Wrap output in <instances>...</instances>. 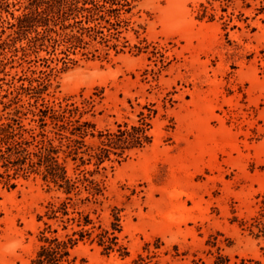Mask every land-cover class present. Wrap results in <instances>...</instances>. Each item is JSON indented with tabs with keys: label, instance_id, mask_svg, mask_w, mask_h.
Here are the masks:
<instances>
[{
	"label": "rangeland",
	"instance_id": "obj_1",
	"mask_svg": "<svg viewBox=\"0 0 264 264\" xmlns=\"http://www.w3.org/2000/svg\"><path fill=\"white\" fill-rule=\"evenodd\" d=\"M28 4L0 0V127L53 138L45 111L74 105L72 119L91 125L89 146L145 117L153 138L125 160L111 155L99 169L94 160L82 168L97 170L105 187L99 203L80 207L92 212L93 238L99 226L116 228L118 245L82 242L72 264H133L157 240L153 264L211 261L218 251L264 259V233L251 227L264 206V0L135 1L108 52L96 41L70 50L31 42L40 27L17 34ZM75 167L68 159L71 175ZM42 171L0 189V264H31L47 221L40 218L64 197Z\"/></svg>",
	"mask_w": 264,
	"mask_h": 264
},
{
	"label": "trees",
	"instance_id": "obj_2",
	"mask_svg": "<svg viewBox=\"0 0 264 264\" xmlns=\"http://www.w3.org/2000/svg\"><path fill=\"white\" fill-rule=\"evenodd\" d=\"M135 1L140 0H29L26 7L29 11L16 18L17 34L40 27L42 32L36 30L37 35L31 42L49 39L70 50L85 49L96 41L105 45L108 52L111 48H117L108 43L120 33L118 20L121 12H128ZM206 14L207 8L204 7L202 17ZM71 19L74 22L66 25ZM51 22L54 26H60L62 32L50 29ZM74 28L77 29L76 33L72 30ZM68 29L72 31L67 33L65 30ZM105 30L109 35L105 34ZM50 33H55L56 37ZM98 51L99 49L95 50ZM78 112L79 109L74 105L61 112L45 111V116L52 114L53 138L43 133L27 132L23 126L15 128L8 124L0 127V189L14 190L20 176L29 177L43 170V180L52 183L64 194L58 204L49 203L45 215L40 218L42 220L46 217L47 221L40 231V245L31 264H72L76 260L72 257V251L87 240L94 242L98 239V244L106 250H113L118 245L116 228L109 231L99 226V232L93 238L97 227L91 218L92 212L80 210V207L88 203H99L100 197L104 196L105 187L102 181L94 178L97 170L82 168L94 160L99 169L105 162L112 161L111 155L116 156V161L125 160L129 152L143 149L153 141L152 136L148 135L149 124L145 117L139 126L126 124L119 126L116 132H100L101 144L89 146L85 139L90 133L91 125L81 123L80 119L73 120ZM24 132L29 133V137ZM61 153L65 155L64 158H61ZM68 159L76 164L73 175L69 173ZM1 199L0 194V201ZM2 218L0 210V220ZM263 219L264 206L260 217L254 218L251 227H257L264 233ZM54 224H57V228H53ZM60 230L62 235H59ZM159 242L157 240L155 250L150 249V243L146 244L144 251L147 254H140L133 264H153V259L158 257L156 250L160 249ZM175 251L172 255L174 259L181 256L177 247ZM189 264H264V259L236 256L233 260L218 251L211 261L195 256Z\"/></svg>",
	"mask_w": 264,
	"mask_h": 264
}]
</instances>
